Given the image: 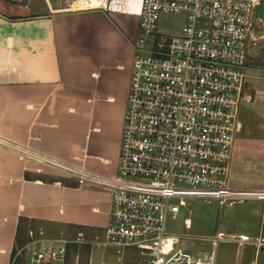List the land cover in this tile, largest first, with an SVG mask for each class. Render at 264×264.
<instances>
[{
	"label": "built area",
	"instance_id": "obj_1",
	"mask_svg": "<svg viewBox=\"0 0 264 264\" xmlns=\"http://www.w3.org/2000/svg\"><path fill=\"white\" fill-rule=\"evenodd\" d=\"M263 2L99 0L96 5L121 28L136 26L116 171L93 172L1 135L0 147L77 181L108 186V221L88 240L80 229L66 237L28 227L8 264H62L67 243L81 240L116 246L115 260L106 257L99 264H214L213 249L200 255L178 245V235L166 229L167 217L187 198L264 201V184L235 185L228 178L242 127L247 61L264 36V13L257 11ZM163 13L183 15L178 32L158 29ZM248 238L218 230L212 243Z\"/></svg>",
	"mask_w": 264,
	"mask_h": 264
},
{
	"label": "crops",
	"instance_id": "obj_2",
	"mask_svg": "<svg viewBox=\"0 0 264 264\" xmlns=\"http://www.w3.org/2000/svg\"><path fill=\"white\" fill-rule=\"evenodd\" d=\"M72 3L0 0V135L90 171L112 174L136 26L126 31L98 5ZM246 96L243 92L239 109L242 124ZM247 137L262 145L264 128L242 125L236 132L229 172ZM238 204L223 213L233 221V232L218 229L249 238L240 243L233 239L234 247L220 249L218 264H264V201ZM110 205L108 186L52 173L0 147V264H8L20 216L43 232L58 224L100 230Z\"/></svg>",
	"mask_w": 264,
	"mask_h": 264
},
{
	"label": "rangeland",
	"instance_id": "obj_3",
	"mask_svg": "<svg viewBox=\"0 0 264 264\" xmlns=\"http://www.w3.org/2000/svg\"><path fill=\"white\" fill-rule=\"evenodd\" d=\"M75 2V0H70ZM73 4V3H72ZM135 21V18H134ZM183 15L179 13H163L157 21L158 29L164 32L176 33L180 30ZM133 28L135 25L132 26ZM260 33V31H258ZM244 81L243 92L247 94L243 101L246 107L243 111L244 128L259 126L264 128V36L258 38L256 50L249 56ZM245 144L237 148L234 154L231 170L229 172L230 183L252 184L255 186L264 184V148L258 145L255 139L247 137ZM50 169V168H49ZM52 173L59 171L51 169ZM246 200L242 202H249ZM240 201L230 202L215 198L194 197L187 198L186 204L175 216L168 215L166 229L169 233L178 235V245L189 248L195 254H205L214 250V264H218L219 250L224 246H235L233 239L217 240L212 243L218 228H226L225 231L233 232L231 228L233 221L224 219L227 208L238 206ZM230 205V206H228ZM185 218L189 222H185ZM227 222V223H226ZM33 228V222L30 221ZM38 229V228H34ZM81 230L84 239L99 234L98 228L58 224L53 228L44 229L47 235H63L75 237L76 231ZM222 230V229H221ZM224 230V229H223ZM43 232V233H44ZM26 236V235H25ZM89 243L88 253L80 251V244ZM77 246L73 255V264H99L101 260L108 257L115 260L116 246L110 244H92L86 240L76 242ZM79 248V249H78ZM72 252V250L70 251ZM88 259V262H87ZM59 259H54L50 264H60Z\"/></svg>",
	"mask_w": 264,
	"mask_h": 264
},
{
	"label": "trees",
	"instance_id": "obj_4",
	"mask_svg": "<svg viewBox=\"0 0 264 264\" xmlns=\"http://www.w3.org/2000/svg\"><path fill=\"white\" fill-rule=\"evenodd\" d=\"M30 221H31L30 219H28L27 217H24V216H20L18 218L16 231H15V235H14V243L12 246L11 253L15 250V248L17 246H19L20 244H22L25 241L26 229L28 227H31ZM76 246H77L76 242H68L67 243L66 252H65L62 264H73V255L75 253ZM79 248H80V251H84V252L88 253L90 246H89V243H82V244H80ZM71 250H72V252H70Z\"/></svg>",
	"mask_w": 264,
	"mask_h": 264
},
{
	"label": "bare ground",
	"instance_id": "obj_5",
	"mask_svg": "<svg viewBox=\"0 0 264 264\" xmlns=\"http://www.w3.org/2000/svg\"><path fill=\"white\" fill-rule=\"evenodd\" d=\"M131 3H134L136 4L137 3V0H129ZM76 2H79V3H82L83 6L85 5H94V4H97L99 2V0H75V3ZM136 17V16H135ZM186 221L189 222V219H186Z\"/></svg>",
	"mask_w": 264,
	"mask_h": 264
},
{
	"label": "water",
	"instance_id": "obj_6",
	"mask_svg": "<svg viewBox=\"0 0 264 264\" xmlns=\"http://www.w3.org/2000/svg\"><path fill=\"white\" fill-rule=\"evenodd\" d=\"M257 11L264 13V2L257 6Z\"/></svg>",
	"mask_w": 264,
	"mask_h": 264
}]
</instances>
